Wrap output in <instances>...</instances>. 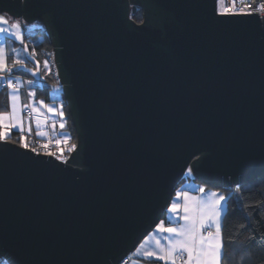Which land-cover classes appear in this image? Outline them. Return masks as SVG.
I'll list each match as a JSON object with an SVG mask.
<instances>
[{"label":"water","instance_id":"obj_1","mask_svg":"<svg viewBox=\"0 0 264 264\" xmlns=\"http://www.w3.org/2000/svg\"><path fill=\"white\" fill-rule=\"evenodd\" d=\"M215 2L0 0L42 24L77 144L65 163L0 143L6 264H118L189 167L213 188L264 174V28Z\"/></svg>","mask_w":264,"mask_h":264},{"label":"snow or ice","instance_id":"obj_2","mask_svg":"<svg viewBox=\"0 0 264 264\" xmlns=\"http://www.w3.org/2000/svg\"><path fill=\"white\" fill-rule=\"evenodd\" d=\"M236 2L237 0H229V3H226V0H216L213 11L216 16L220 17L257 14L259 23L264 28V2L260 3L256 8H251L249 5L250 11L247 12L244 8H235ZM4 25H8V27H4ZM0 33H9L17 40L23 41L21 20L13 18L10 22L7 15L0 14ZM27 47L25 45V50H27ZM37 65V69L32 70L33 74L38 71L39 62H37ZM44 65L47 67L48 62L45 61ZM14 68H27V64L23 59H14L12 65L9 66L5 46L0 43V78L5 79L7 87L11 89L8 94V107L10 110L0 111V143L5 145L9 143L18 144L20 148L39 154L37 148L32 147L23 134L24 117L22 112L27 110L29 113V135L32 132V120L35 121L36 127L40 128L48 117H44L42 120L43 113L39 108L32 104H21L19 78L14 83L13 79L3 75L6 72L12 73ZM28 83L32 84L34 81L29 80ZM29 95L34 96L35 93H30ZM40 103L43 104L44 102L40 101ZM44 106L49 113L57 114V108L48 105ZM58 115L63 118L64 112L60 110ZM59 127L61 130L64 129L65 123L61 122ZM13 129L21 133L18 139L12 138ZM37 135L44 137L47 136V133L40 131ZM69 139L70 137L65 135L62 140L55 141L58 152L48 151L51 141L40 145V147L45 150L44 154L53 156L57 160L66 163L68 157L63 155L65 149L60 148L59 145L61 143L68 144ZM76 148L77 144L72 143L67 150L73 152ZM192 172V167H189L187 174L191 175ZM197 191L204 195L194 196L183 189L176 191L175 198L168 204L166 211L175 216L177 221L182 222H171L166 226L165 221L161 220L156 224L155 230L145 238V242L135 249L137 254L150 260L162 261L164 264H222L224 255L222 230L223 220L226 218L224 202L227 197L216 191H206L203 186L199 187ZM180 198H183L182 204L177 202ZM256 206L259 207V202H257ZM181 211L182 215L180 214ZM165 233L167 235H163Z\"/></svg>","mask_w":264,"mask_h":264},{"label":"trees","instance_id":"obj_3","mask_svg":"<svg viewBox=\"0 0 264 264\" xmlns=\"http://www.w3.org/2000/svg\"><path fill=\"white\" fill-rule=\"evenodd\" d=\"M131 17L135 21H140L141 9L136 8L131 12ZM20 20L23 42L28 46L27 56H23L27 68H14L12 73L35 78V94L46 101L57 99L51 98L49 91L53 87H58L60 100L64 107L65 127L63 130H68L69 141L75 143V131L60 91L58 79L54 75L52 47L44 28L39 22L40 26L30 31L27 27L30 23ZM45 61L48 62L47 67L44 65ZM37 62H39L38 71L33 74L32 70L37 69ZM15 135L16 132H12V138L18 139ZM215 189L227 192L226 218L223 220L222 230L224 240L222 264H264V174L244 183ZM234 191H237V197L234 196ZM257 202H259V207L256 206ZM0 264L6 263L0 260Z\"/></svg>","mask_w":264,"mask_h":264},{"label":"crops","instance_id":"obj_4","mask_svg":"<svg viewBox=\"0 0 264 264\" xmlns=\"http://www.w3.org/2000/svg\"><path fill=\"white\" fill-rule=\"evenodd\" d=\"M0 14H5V13H0ZM8 16L10 22L13 20L14 17H11L8 14H5ZM19 19V18H18ZM4 27H8V25H4ZM0 43H3L5 46V50L8 56V64L9 66L12 65V61L14 59H23V56L26 55L27 56V50H25V43L21 40H17L14 36H11L9 33H0ZM14 50V51H13ZM4 76H7L8 78L13 79V81L16 82V79L19 78V83H20V88H19V95L21 96V104H32L35 107L39 108L40 111L43 113V116L41 117V119L43 120L44 117H48V124L50 127L51 132L53 133V135L58 139V140H62L63 136L68 134V130H61L59 125L61 122L65 123L64 121V117L61 118L58 115V112L60 110H62L64 112V107L62 104V101L60 100V96L58 93V87H53L50 89L49 91V95L51 98H57L56 100H52V101H46L44 100L41 96L38 95H34V96H30V93H35L34 90V83H35V78H28V77H24L21 75H17V74H13V73H4ZM35 79V80H34ZM32 80L34 81V83L29 84L28 81ZM0 81H6L3 78H0ZM11 91V89H9L7 87V85L0 87V111H9V107H8V94ZM40 101H43L44 103L41 104ZM44 105H48L51 107H55L57 108L58 112L57 114H51L48 112L47 108ZM22 115L24 117V135L26 136V138L28 139V141H30L32 138L34 137H39L42 138L41 136H38L37 133L40 131L46 132L45 129V125L44 123L42 124V126L40 128L36 127L35 121L32 120L31 121V128H32V132L29 135L28 134V127H29V121H30V117L27 113H25L24 111L22 112ZM12 132H16V137L18 138L19 135H21V133L16 130L13 129ZM191 186V188H189ZM202 185L200 184H196V182H193L192 184H190L188 187L186 186V191H188L191 195L194 196H202L204 194H201L197 191V189L199 187H201ZM203 187H205L206 191H216L220 194H223L222 192H220V190L218 191L217 189L214 188H209L205 185H203ZM171 200V197H170ZM169 200V202H170ZM168 202V204H169ZM177 202L179 203H183V198H180ZM167 204V206H168ZM225 204V202H224ZM166 206V207H167ZM166 213V214H165ZM164 216L163 218H161L156 224H158L161 220L165 221V225L167 226L169 223L171 222H182V221H177V218L175 216H173L170 213H167L166 211L164 212ZM181 215L183 214L182 211L180 213ZM156 224L153 226V228H151V230L136 244V246L133 248V250L130 252V264H164V262L162 261H156L154 259H147L144 257H141L139 254L136 253L135 249L137 247H139L143 242H145V238L149 236L150 233H152L155 230V226ZM163 235H167L166 233Z\"/></svg>","mask_w":264,"mask_h":264},{"label":"built area","instance_id":"obj_5","mask_svg":"<svg viewBox=\"0 0 264 264\" xmlns=\"http://www.w3.org/2000/svg\"><path fill=\"white\" fill-rule=\"evenodd\" d=\"M262 2H264V0H237L234 7L237 9L244 8L245 11L247 12V11H250V8L248 7L249 5L251 6V8H256ZM226 3H229V0H226ZM13 82L15 83V81H13ZM5 85H7L6 81H0V87H3ZM24 112L29 115L27 110H25ZM44 125H45L47 136H44L43 138H39V137L32 138L29 141L30 145L32 147H36L38 152L45 153V150L42 147H40V145L45 144V143H49V141H51V143L49 144L48 151L58 152V147L55 144V141L58 139L51 132L49 124H48V119L44 123ZM71 144H72V142L68 141V144L61 143L59 145L60 148L65 149V151L63 153L64 156H67V154L69 152L67 149L70 147ZM0 260L4 261L2 258H0ZM118 264H130V253L123 256L122 259L118 262Z\"/></svg>","mask_w":264,"mask_h":264},{"label":"rangeland","instance_id":"obj_6","mask_svg":"<svg viewBox=\"0 0 264 264\" xmlns=\"http://www.w3.org/2000/svg\"><path fill=\"white\" fill-rule=\"evenodd\" d=\"M40 26V23L38 21L36 22H33V23H30L27 27L29 28L30 31H32L34 28ZM53 63V62H52ZM53 69H54V66H53ZM54 75H55V69H54ZM61 140V139H60ZM193 182H196V184H200L203 186L202 183H200L199 181L193 179L189 174H187V170L184 172V176H183V179L177 184V186L174 188V191L171 195V200L169 202V204L172 202V200L175 198V193L177 190H181V189H186V186L188 187L190 184H192ZM209 188H212L210 186H207ZM191 188V186L189 187ZM215 189V188H214ZM219 191V190H218ZM220 192H222L225 196H226V191L224 190H220ZM234 196L237 197V191H234ZM167 207L165 208V211H166ZM167 212V211H166ZM166 214V213H165ZM164 214V215H165ZM163 215V216H164ZM163 216L161 218H163Z\"/></svg>","mask_w":264,"mask_h":264}]
</instances>
